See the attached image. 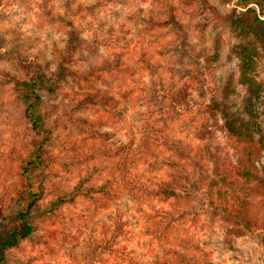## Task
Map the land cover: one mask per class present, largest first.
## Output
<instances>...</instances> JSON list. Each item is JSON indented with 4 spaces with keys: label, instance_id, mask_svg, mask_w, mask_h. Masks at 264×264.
Returning <instances> with one entry per match:
<instances>
[{
    "label": "rangeland",
    "instance_id": "rangeland-1",
    "mask_svg": "<svg viewBox=\"0 0 264 264\" xmlns=\"http://www.w3.org/2000/svg\"><path fill=\"white\" fill-rule=\"evenodd\" d=\"M230 8L219 0L2 1L0 229L20 211L14 199L35 138L14 88L25 77L19 57L56 70L72 28L82 37L73 76L47 97L45 214L7 264H264V230L229 244L212 206L225 191L209 192L210 152L229 165L239 153L208 113L223 83L238 77V37L215 14ZM256 77L264 138V55ZM258 168L264 176V153ZM221 186L230 198L231 186ZM237 191L263 223V198L242 183Z\"/></svg>",
    "mask_w": 264,
    "mask_h": 264
},
{
    "label": "trees",
    "instance_id": "trees-1",
    "mask_svg": "<svg viewBox=\"0 0 264 264\" xmlns=\"http://www.w3.org/2000/svg\"><path fill=\"white\" fill-rule=\"evenodd\" d=\"M219 2L231 6L224 14L216 10L215 14L222 25L238 37L239 43L235 46L234 55L239 60V69L237 80L231 74L223 83L218 95L208 106V113L213 117L219 115L224 128L237 143L239 153L237 162L229 165L210 152L209 159L213 163L215 179L209 182V192L215 190L222 197L225 191L224 201L218 204L212 201L213 214L224 222L227 242L232 244L233 238L241 237L257 227L264 230V221L259 224L251 215L249 198L236 192L238 184L242 183L244 190L250 191L249 197L261 196L264 203V176L258 168L264 153V138L261 136L263 123L257 113L262 87L256 77L258 58L264 55V0ZM81 46L82 37L76 28H72L66 51L56 70H48L38 62L19 57L25 77L14 79V88L25 106L24 116L35 138L29 157L21 165V185L14 199L20 211L16 215L3 217L5 222L0 229V264L8 263V251L11 248L34 237L33 222L45 214L40 204L44 198L47 178L44 153L52 140V132L46 128L47 97L59 93L63 83L73 76L74 70L70 65ZM238 85L243 87L244 94L242 101L237 103L236 96L240 93ZM90 97L89 100L94 96ZM229 177L232 178L230 182L227 181ZM220 181L231 186L230 198L228 190L222 186L216 190ZM81 193L87 191L80 188L75 191L76 195Z\"/></svg>",
    "mask_w": 264,
    "mask_h": 264
}]
</instances>
